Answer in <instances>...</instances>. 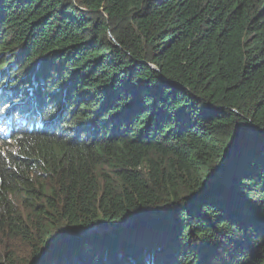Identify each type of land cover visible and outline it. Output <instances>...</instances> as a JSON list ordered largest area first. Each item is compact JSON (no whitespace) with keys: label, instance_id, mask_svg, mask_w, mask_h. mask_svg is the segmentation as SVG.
Instances as JSON below:
<instances>
[{"label":"trees","instance_id":"obj_1","mask_svg":"<svg viewBox=\"0 0 264 264\" xmlns=\"http://www.w3.org/2000/svg\"><path fill=\"white\" fill-rule=\"evenodd\" d=\"M1 119L0 264H264V0H0Z\"/></svg>","mask_w":264,"mask_h":264},{"label":"water","instance_id":"obj_2","mask_svg":"<svg viewBox=\"0 0 264 264\" xmlns=\"http://www.w3.org/2000/svg\"><path fill=\"white\" fill-rule=\"evenodd\" d=\"M153 68H154L155 70H158L157 67H155V66H153ZM51 251H52V250H51ZM51 251L44 252L42 256H41V255L39 256L38 260H40L42 257L45 258V257H46Z\"/></svg>","mask_w":264,"mask_h":264},{"label":"rangeland","instance_id":"obj_3","mask_svg":"<svg viewBox=\"0 0 264 264\" xmlns=\"http://www.w3.org/2000/svg\"><path fill=\"white\" fill-rule=\"evenodd\" d=\"M3 106H4V105H3ZM3 106H2V107H3ZM2 123H3V120L1 119V120H0V125H2ZM6 123H7V122H6ZM7 124H8V123H7ZM8 125H9V124H8ZM0 134H1V128H0ZM51 250H52V248H51L49 251H51ZM40 260H41V259H40Z\"/></svg>","mask_w":264,"mask_h":264}]
</instances>
